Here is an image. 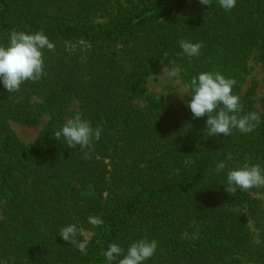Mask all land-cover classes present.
Listing matches in <instances>:
<instances>
[{
    "label": "trees",
    "instance_id": "obj_1",
    "mask_svg": "<svg viewBox=\"0 0 264 264\" xmlns=\"http://www.w3.org/2000/svg\"><path fill=\"white\" fill-rule=\"evenodd\" d=\"M12 31H43L55 48L43 50L41 79L0 86V264H106L110 244L126 252L140 239L158 242L146 264H264L263 187L225 190L227 171L264 168V97L244 88L250 59L264 64V0L230 12L217 0H0V45ZM184 39L203 45L198 58L183 55ZM162 64L185 83L201 72L235 79L243 112L260 117L255 131L207 137V117L149 91ZM77 113L102 128L86 148L55 136ZM46 115L32 144L10 127ZM68 224L78 244L90 234L86 252L59 237Z\"/></svg>",
    "mask_w": 264,
    "mask_h": 264
},
{
    "label": "clouds",
    "instance_id": "obj_2",
    "mask_svg": "<svg viewBox=\"0 0 264 264\" xmlns=\"http://www.w3.org/2000/svg\"><path fill=\"white\" fill-rule=\"evenodd\" d=\"M200 4L211 6V0H199ZM218 6L230 12L237 5V0H217ZM203 45L190 39L180 41V48L185 57L191 60L201 55ZM55 44L43 31L27 33L25 31H12L9 33L8 44L0 45V86L8 93L17 92L27 81H37L44 76L45 62L43 50H54ZM175 77L174 72L168 73ZM237 81L227 78L220 72H201L193 76L185 84L181 95L188 93L191 100L187 107L194 118H204L207 137L223 135L231 136L233 130L249 134L257 128L260 117L256 112H243L240 96L234 94ZM57 140L63 139L69 148L80 146L86 148L92 142L99 141L102 128L94 127L92 122L77 113L68 119L63 126L55 132ZM228 159H231L229 156ZM227 165L221 160L216 163L215 172H223ZM225 190L235 193L237 190H249L264 186V168L259 164H245L227 171ZM88 222L94 227H100L104 221L98 216H89ZM80 229L76 224H68L61 228L60 235L64 241L77 244L81 252H86L82 244H78L77 236ZM158 248L156 240L140 239L132 243L126 252L117 243H112L104 251L106 264H146Z\"/></svg>",
    "mask_w": 264,
    "mask_h": 264
},
{
    "label": "rangeland",
    "instance_id": "obj_3",
    "mask_svg": "<svg viewBox=\"0 0 264 264\" xmlns=\"http://www.w3.org/2000/svg\"><path fill=\"white\" fill-rule=\"evenodd\" d=\"M169 72H174L175 77H171L168 74ZM245 78L246 85L244 88L248 89L251 86H256L258 97H264V64L258 62L255 58H251L248 62V72ZM185 84L182 71L179 68H168L165 64H162L158 73L149 78L147 86L151 93L166 96L174 107L183 114L187 108V101L191 100V96L188 93L183 95L180 93V90L184 89ZM50 120L51 116L46 115L35 127H28L16 122H10V127L22 142L32 144L37 141ZM262 187L263 190L254 193V196L264 205V186ZM89 241L90 234L84 232L82 245L86 246Z\"/></svg>",
    "mask_w": 264,
    "mask_h": 264
}]
</instances>
